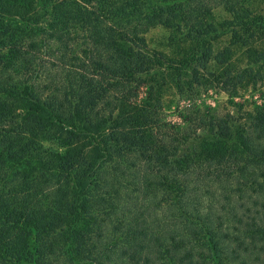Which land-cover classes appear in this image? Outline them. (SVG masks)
<instances>
[{"label":"trees","instance_id":"trees-1","mask_svg":"<svg viewBox=\"0 0 264 264\" xmlns=\"http://www.w3.org/2000/svg\"><path fill=\"white\" fill-rule=\"evenodd\" d=\"M195 1L0 0V264H264V102L234 101L264 50L223 60L237 115L167 122L129 98L168 62L142 32H215ZM249 1L200 15L245 25Z\"/></svg>","mask_w":264,"mask_h":264},{"label":"rangeland","instance_id":"rangeland-1","mask_svg":"<svg viewBox=\"0 0 264 264\" xmlns=\"http://www.w3.org/2000/svg\"><path fill=\"white\" fill-rule=\"evenodd\" d=\"M209 1L196 0L189 6L197 9L195 16L203 24L211 22L214 25L215 32L205 37H189L188 30L182 32L165 26L150 28L145 33L141 31L148 51L163 52L168 62L157 67L152 77L147 76L146 82L130 93L129 98L135 109L150 107L167 122H182L181 114L198 106H213L221 114L230 112L237 115V106L229 102L230 94L222 87V74L225 72L223 60L234 61L238 67L243 68L247 64L245 53L248 48L264 50V0H250L246 6L252 11L251 15L243 21L245 25L238 26L223 23L228 17L223 6L214 8L203 19L200 14ZM193 20L196 18L193 17ZM47 66L49 74L54 75L60 68V62L51 56L47 59ZM193 72L198 76H194ZM178 76L186 80L184 91H179L176 85L175 78ZM234 101L247 104L253 101L264 102V81L256 87L251 83L241 85ZM197 134L206 139L208 129L202 128Z\"/></svg>","mask_w":264,"mask_h":264}]
</instances>
